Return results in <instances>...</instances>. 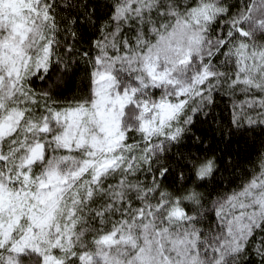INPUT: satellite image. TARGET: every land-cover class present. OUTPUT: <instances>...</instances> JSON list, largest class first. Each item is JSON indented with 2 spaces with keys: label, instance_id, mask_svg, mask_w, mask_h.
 Returning <instances> with one entry per match:
<instances>
[{
  "label": "snow or ice",
  "instance_id": "6c2138e0",
  "mask_svg": "<svg viewBox=\"0 0 264 264\" xmlns=\"http://www.w3.org/2000/svg\"><path fill=\"white\" fill-rule=\"evenodd\" d=\"M0 264H264V0H0Z\"/></svg>",
  "mask_w": 264,
  "mask_h": 264
}]
</instances>
